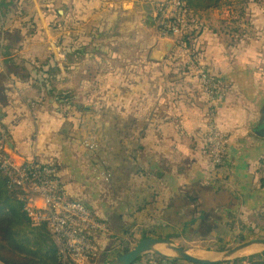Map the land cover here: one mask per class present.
<instances>
[{"label":"crops","instance_id":"0c3cea01","mask_svg":"<svg viewBox=\"0 0 264 264\" xmlns=\"http://www.w3.org/2000/svg\"><path fill=\"white\" fill-rule=\"evenodd\" d=\"M122 2L120 10L125 12ZM32 3L15 0L0 12V52L5 53L0 56L4 144L11 147L16 157L9 156L19 164L32 160L56 163L66 196L80 201L86 197L85 191L88 193L89 181L84 183L79 178L80 173H87L83 153L68 135L67 122L74 120L72 111L68 104L56 109L58 105L49 95L52 86L36 83L33 78L47 70L52 59L51 66L56 62L60 68L58 82L53 85L58 91L79 89L80 96L81 90L85 93L90 86L89 90L94 88L100 93L99 105L110 106L99 124L90 118L89 123L82 125L92 128L86 144L93 147L92 152L97 151L106 165L122 171L128 188L126 193L118 192L112 187L123 184L115 180L106 188H97L95 198L89 199L96 215L108 227L107 238L102 241L103 255L96 264L108 263L106 258L117 233L139 225L140 217H145V237L169 239L167 236L173 233L185 234L181 230L185 226H203L206 219L222 218L228 210L245 213L256 208L264 212V0L243 3L238 11L243 10L248 20L235 16L234 7L198 12L203 15L202 19L198 15L197 24L202 29L195 36L201 48L198 54L177 47L172 57L153 62L149 52L146 67L141 62L136 66L130 59H121L116 68L109 70V80H104L94 68L96 82L86 77L91 46L90 11L86 10L84 19L78 13L74 22L69 17L72 9L76 11L72 7L77 6L82 13L79 6L88 2L62 0L63 14L56 9L67 28L61 39L50 9L38 6L36 1ZM127 12L130 16L121 18L129 33L138 26L134 2ZM76 20L80 26L72 35ZM92 22L98 24L94 18ZM95 37H99L97 33ZM187 38L189 45L190 37ZM130 39L137 40L141 48L152 44L145 35H133L127 41ZM75 44L78 50L72 54ZM94 46L95 58L100 61L107 51L108 55L112 53L103 49L101 56L98 45ZM191 53L222 83L215 122L227 136L225 165L214 167L209 161L202 133L207 119L202 114L203 95ZM73 75H78L77 81L72 80ZM82 117L84 122L85 116ZM154 218L161 222L152 224ZM178 226V231L172 230ZM134 264H148V260L142 257Z\"/></svg>","mask_w":264,"mask_h":264},{"label":"rangeland","instance_id":"374dc122","mask_svg":"<svg viewBox=\"0 0 264 264\" xmlns=\"http://www.w3.org/2000/svg\"><path fill=\"white\" fill-rule=\"evenodd\" d=\"M15 0H12L13 4ZM35 1L38 3V6L42 8L50 9V14L53 15V19L55 20L56 26L55 30L57 31L60 39L62 38L63 34H66V26H63V15L60 16V13H62V0H54L53 2H50V0H32V4L34 5ZM73 2V0H71ZM76 3L78 0H74ZM122 1H130L131 3L134 2L136 5V10L138 12V17H134L137 25L134 26L133 30L127 33L126 25L124 23V19L121 17H129L130 12H127L128 10H131L132 7L128 10H124L125 12H122L120 10V3ZM237 1V0H236ZM47 3V6L45 4ZM82 2H88L86 5H80V9H83V12L80 13L78 11L77 6L72 7L76 9L74 11L73 9L70 11L69 17L71 18L72 22H74V19H77L78 13L79 15L84 19L86 17V10L90 11L89 17L90 18V29L88 32V35L91 37V46H90V52L88 51V54L90 58L87 59V68L88 73L86 75L88 81H94L96 82V74H94V68L97 70V73H102V78L104 80L110 79L109 70L116 68L119 64V62H122L121 59H130L134 63H136V66H139L141 62V65L145 66L148 65L146 57L148 53L151 51L152 47L157 43L158 39H169L170 41L174 42L177 41L179 38H175V35L173 32H167L166 34H162L158 25H157V19L159 18L158 9L161 6V3H163L162 0H82ZM9 5V4H8ZM0 7V12L3 11L4 8H7V6ZM78 5V4H77ZM158 5V6H157ZM157 6V8H156ZM56 9L60 11V13L56 12ZM240 7H236L234 10L235 16L240 17L242 16L244 20H248V17L243 14V10L238 11ZM141 15V17H140ZM198 15L200 19L203 18L202 14H198L197 12H188L186 15L185 20V30L183 32V40H185L186 37H190L189 45H188V52L194 50V52L199 53L200 44L199 41H196V34L199 33V31L202 29V26L197 24L198 23ZM33 17V16H32ZM66 17V16H65ZM56 18L58 20H56ZM68 18V17H67ZM93 18L96 19L97 23L94 24ZM139 18V19H138ZM141 18V19H140ZM151 18L154 21V25L148 26L147 21ZM99 19V20H98ZM75 22H78L76 27H72V35L73 32L78 31V28L80 26L79 20H76ZM84 23V21L82 22ZM197 24V25H196ZM144 26V28L142 27ZM147 26V27H145ZM153 29V31H152ZM236 29H238V25H236ZM149 31H151V35H149ZM153 32V33H152ZM98 34V38H94L95 34ZM156 33V34H155ZM189 33V34H188ZM188 34V35H187ZM78 35V34H76ZM141 36V38L145 35V37L150 40L151 39V46L141 48L139 42L137 40L130 39L127 41V38H130L131 36ZM96 39H99L98 42H96ZM105 40V42H103ZM95 44L98 45L99 54L101 50H109L112 53L108 51L106 54L102 56L103 61L98 60L95 58ZM186 44H188L186 42ZM62 45V43H60ZM197 45V46H196ZM78 50V44H75L72 46V54H76ZM143 50V51H142ZM177 50V47L175 44L173 45L172 50L168 53L167 57L174 55V52ZM113 54V56H112ZM110 56V57H109ZM180 55L178 54L177 57ZM188 56V55H187ZM192 57V56H191ZM154 62V61H153ZM174 63V62H172ZM52 65V59H50L49 68L45 71H40V75L36 78H33V80L36 83H41L42 85H51L52 90L54 93L51 94L49 92V95L54 99L56 104V109L66 108L67 104L69 105V110L72 111L71 115L74 117L73 122L69 121L67 124H69L68 128V135L72 138V144L77 143L79 150L83 153L84 158V165L86 167L87 173L83 172L80 173L79 178L82 180V182L89 181L88 185H86V189H88V193L85 191L86 197H82V203L86 204L88 207L92 208L91 203L89 202V199L95 198V193L97 188H106V185H110V183H114L115 180L120 181V184L112 188H117L118 192L126 193L128 191L126 180H122V178H125V176L121 175L122 171H117V169H113L109 165H106L101 159H99V155L96 152H92V146L89 144H86V141L89 139L88 132L92 130V128H85L82 127V125L89 123V119L94 120V124H99V119H101V116H104V110L110 111V106H101L99 105L101 102V99L98 98L100 96L98 91H95L94 88H91L89 90L90 86L85 90V93H82L79 96V89H71L67 91L66 93H63L61 91H58L53 85H56L58 82V76L60 75V68L57 66L56 62L54 66ZM149 65H153L152 62H149ZM109 68V69H108ZM42 70V68H41ZM78 75H73L74 81H77ZM99 77V76H98ZM174 79L172 78L171 81ZM94 85V83H93ZM106 92V91H104ZM108 91L105 93L107 94ZM98 94V95H97ZM54 102V103H55ZM83 104H86L87 107H85ZM95 112L98 113L97 116H95ZM202 114L205 118V113L202 110ZM85 116V121L83 122V117ZM89 116V117H88ZM212 118H216V112H214ZM76 130V131H75ZM78 131H81V135H78ZM83 131V134H82ZM203 133L204 143L206 142L205 133ZM225 133V132H224ZM226 134V133H225ZM88 138V139H87ZM76 141V142H75ZM209 161L211 163V166L214 167L219 166L221 164L225 165L226 159H224L223 163L221 164H215L212 161V159L209 157ZM57 165L56 163H52ZM58 167V165H57ZM225 167V166H223ZM90 168H92V171L90 172ZM59 170V168H58ZM143 174V173H142ZM61 177V176H60ZM109 187V186H108ZM110 188V187H109ZM93 196V197H91ZM80 200V201H81ZM98 203L102 204L100 199H98ZM93 209V208H92ZM248 209V208H247ZM246 210V209H245ZM249 210V209H248ZM257 209L251 208L249 211H246L243 213L244 210L236 209L228 210L224 213L223 217H212L210 219H206V223H204L203 226L200 227H194V226H185L184 229L181 228V226L176 227L172 229L173 231H178L177 229L181 228L182 231L185 232V234L181 233H173L169 237L170 240H172L177 245L183 246V247H193L195 248H201V249H207L212 251H220L227 248H230L234 246L235 244L254 237H264V212L256 211ZM145 217H140L139 222L140 224L135 226L133 225V229L127 228L126 232L121 233V231L116 237V240H114V243L112 245L111 250L108 253V256L106 259L109 258L108 263L115 258L116 256L124 253L126 249L132 248L138 240L142 238V236H146L147 234V228H145V225H143V222ZM169 218H167V222H169ZM157 222H161L160 219L154 218V221L152 224H157ZM169 224V223H168ZM211 224V225H210ZM167 226V225H166ZM173 228V227H170ZM171 231V230H170ZM136 232V233H135ZM107 238V237H106ZM195 241L191 243V241ZM252 251H254L256 254H264V247H257L254 248ZM154 255H145V259L148 260V264L155 263H161L155 258H152ZM240 259H243L242 261H238L236 264H254V263H262L264 264V255H261L260 257H254L252 259H249V257L245 256ZM263 260V261H261ZM236 259L223 263V264H235ZM107 263V264H108ZM0 264H2L0 262ZM96 264V263H95ZM258 264V263H257Z\"/></svg>","mask_w":264,"mask_h":264},{"label":"built area","instance_id":"2783aa9c","mask_svg":"<svg viewBox=\"0 0 264 264\" xmlns=\"http://www.w3.org/2000/svg\"><path fill=\"white\" fill-rule=\"evenodd\" d=\"M162 1L156 18L161 33L173 32L179 38L174 41L176 47L188 50V38L183 40L182 35L186 15L191 10L182 0ZM195 54L191 56L196 64L207 119L205 147L214 165L221 164L225 159L227 136L211 116L216 112V101L223 94V87L219 77L195 58ZM4 140L5 128L0 120V172L10 186L20 190L19 198L25 201L24 210L32 224L47 227L56 246L57 264H95L103 255L102 241L108 235L106 223L92 208L66 196L57 165L38 160L19 164L4 151ZM152 264H167V261Z\"/></svg>","mask_w":264,"mask_h":264},{"label":"trees","instance_id":"16d2710c","mask_svg":"<svg viewBox=\"0 0 264 264\" xmlns=\"http://www.w3.org/2000/svg\"><path fill=\"white\" fill-rule=\"evenodd\" d=\"M182 1L189 10L197 13L224 6L236 9V7H241L246 2V0ZM8 4H10L9 0L3 2L4 6ZM154 24V21L149 18L147 25L152 27ZM51 91L54 93L52 88L49 87L50 94ZM19 194L20 190L10 186L6 177L0 172V262L4 264H57L56 246L50 232L45 225L32 224L31 218L24 210L25 201L19 198ZM261 255L264 254H253L249 256V259ZM141 258H138L135 262ZM152 258L159 262L166 260L167 264H177L180 261L158 255H154ZM242 260L236 259L233 262L236 264Z\"/></svg>","mask_w":264,"mask_h":264},{"label":"water","instance_id":"95a60500","mask_svg":"<svg viewBox=\"0 0 264 264\" xmlns=\"http://www.w3.org/2000/svg\"><path fill=\"white\" fill-rule=\"evenodd\" d=\"M131 7L132 3L130 1L122 2L123 10H128ZM173 45L174 42L169 39H159L157 44L151 49L149 59L154 62L164 61L172 50ZM2 55H5L3 50L0 52V56ZM4 151L8 155L16 157L11 153V147L6 142L4 144ZM257 247H264V237L249 238L220 251L183 247L168 238L143 237L132 248L116 256L108 264H134L138 258L145 255H158L191 264H223L245 256L249 257L255 254L252 250Z\"/></svg>","mask_w":264,"mask_h":264},{"label":"flooded vegetation","instance_id":"af4514ba","mask_svg":"<svg viewBox=\"0 0 264 264\" xmlns=\"http://www.w3.org/2000/svg\"><path fill=\"white\" fill-rule=\"evenodd\" d=\"M6 0H0V7L4 6L3 2H5ZM10 3H12V0H9Z\"/></svg>","mask_w":264,"mask_h":264}]
</instances>
